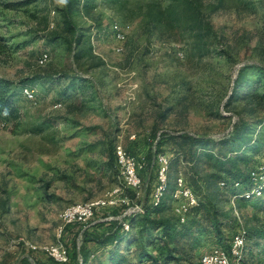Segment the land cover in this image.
Here are the masks:
<instances>
[{
    "label": "rangeland",
    "instance_id": "rangeland-1",
    "mask_svg": "<svg viewBox=\"0 0 264 264\" xmlns=\"http://www.w3.org/2000/svg\"><path fill=\"white\" fill-rule=\"evenodd\" d=\"M180 1L39 0L21 9L0 8V78L8 81L16 108L15 117L0 119V264H54L42 247L58 238L68 250V264H103L111 247L102 243L103 235L121 221L125 228L132 221L134 232L141 226L143 209L131 210L149 200L158 153L170 162L169 188L158 203L150 199L152 206L163 201L151 218H168L178 226L196 218L190 209L183 213L171 196L182 176L196 205L208 201L217 209L218 223L208 221L212 233L199 236L191 247L196 264L214 247L229 252L238 232L247 231V247L263 248L264 238L257 244L250 238L264 229V194L242 203L217 190V184L208 188L207 165L185 161V143L171 136L227 138L237 122L234 111L250 109L247 101L229 107L226 102L242 65H264V0H190L208 23L204 54L181 32ZM158 11L160 22L154 18ZM113 26L123 38H116ZM43 53L47 60L39 63ZM248 76L263 80L255 70ZM26 88L33 101L24 96ZM254 131L253 138L263 141L264 118ZM114 148L153 165L149 180L148 172L139 171L146 197L124 189L128 204L98 209L87 225L89 236L98 240L84 242L78 224L63 227L57 237L63 209L120 188ZM199 150L216 153L218 147ZM263 156L253 157L250 169L263 162L251 170L257 186L252 181L245 196H259L264 189Z\"/></svg>",
    "mask_w": 264,
    "mask_h": 264
},
{
    "label": "trees",
    "instance_id": "trees-1",
    "mask_svg": "<svg viewBox=\"0 0 264 264\" xmlns=\"http://www.w3.org/2000/svg\"><path fill=\"white\" fill-rule=\"evenodd\" d=\"M38 1L0 0V8L5 10L21 9ZM72 3H76V0H72ZM179 3H181L182 9L179 12L181 15L177 19L181 22L179 25L182 28L181 32L189 34L192 40L191 47L197 52L204 54L206 50L204 46L205 39L208 36V23H204L200 17L199 8L191 3L190 0H181ZM174 10L171 9L169 11L170 16L173 13L175 14ZM161 17V11L156 12L154 15L158 22H160ZM249 70H255L259 76L263 77V80L259 77L256 80L250 79L248 76ZM260 88H262V91L259 90ZM13 99L14 93L8 81L0 78V119L16 116ZM240 100L247 101L250 109L246 110L245 108L242 111H234L237 116V122L234 124L229 137L215 141L210 137L184 133L172 135L171 138L185 143L187 149L182 148L181 152V156L185 161L190 164L200 161L207 165L209 172L203 176V179L208 188L217 184L219 185L217 190L228 192L230 195L235 196L236 200L238 199V201L240 200V202L244 203L248 200L259 198L264 194L263 189L259 196L254 194L248 195L249 197L245 196L253 186V182L250 179L251 170L255 164L263 162L261 158L250 169L253 157L264 152V140L257 139L258 137L253 138L255 133L254 126L261 124L264 118V113L260 114L261 110L264 112V65L262 63H248L242 65L238 70L234 79L232 93L226 102V106L229 107L233 101ZM243 112H247V116L250 119H245ZM201 146L218 147V150L216 153L212 150L200 151L199 147ZM155 155L151 156L149 160H152ZM151 170L152 167H147L148 178L151 176ZM221 182L224 183L223 186L220 185ZM147 197L149 198V196ZM162 202L158 206H152L151 200H148L146 204V199L144 198L140 220L141 226L135 232L132 231V221L130 219H127L130 223H126L128 228L124 227L122 224L124 222L122 221L112 226L101 238L102 243L109 242L111 246L101 263L134 264L133 260L136 259L135 264H196L197 255L191 250V247L197 243L199 236L212 233L208 227V221L211 218H216L217 209L210 206L208 201H198V204L190 209V211H194L196 218L178 226L176 222L168 218H151L149 216L151 212L162 210ZM212 221L214 224L218 223L217 219ZM214 224L213 226L217 229L218 226ZM79 228L81 230L82 226ZM89 230L88 226L83 229V241L98 240L89 236L87 233ZM260 233H264V229L263 231L256 230L255 237L250 238L252 239L250 241L256 240V243L252 244H257L260 238H264V234L262 235L263 237H259ZM247 236L248 233L245 231V244L239 258V264H264V244L262 249H255L251 245L247 247ZM130 245H133V247H130ZM81 257L84 261L86 254H81Z\"/></svg>",
    "mask_w": 264,
    "mask_h": 264
},
{
    "label": "bare ground",
    "instance_id": "bare-ground-1",
    "mask_svg": "<svg viewBox=\"0 0 264 264\" xmlns=\"http://www.w3.org/2000/svg\"><path fill=\"white\" fill-rule=\"evenodd\" d=\"M113 32H114L116 38H118V39L123 38V34L119 31H116L115 27H114ZM46 60H47V54L43 53L39 57V63H43ZM24 90H25L24 91L25 97L28 95L33 96V92L31 91V89L26 88ZM27 98L30 99L29 96ZM57 105L60 106L59 103ZM158 154L155 156V158H158ZM135 157L136 156L133 154L122 153L121 162L123 163V165H127V174L131 178L134 179V183H137V189H141L142 188V180L139 176V171L141 169L139 167V163H135ZM168 163H169V160H168L167 156L162 154L161 158L159 159V174H158L157 183L155 185V192L151 193V196H150V199L152 201H154L155 203H158L164 197V195L168 189V179H167ZM181 178L182 177H178L176 179L175 188L171 192L172 198L177 200V201H180V206H181V199H180V197H178V194L180 191L183 190V181H181ZM250 179H251V181H253L255 183V186H257V177L253 172H251ZM221 184H223V182H221ZM116 189H120V188L116 187L111 192L110 195H106L103 199L99 198V199H95V200L75 203V204L69 205L68 207L63 209L60 213V220L62 223V227H61L57 237H61V232L63 230V227L71 225L72 217H74L75 214H82L83 212H86V211H96V210H98L104 206L109 207L110 202H112V194L114 193V191ZM185 197H188V201L194 202V206L196 205V202H197L196 197L191 192V190H185ZM189 209H190V207H182L181 208L183 213L188 212ZM262 215L264 217V210L262 212ZM244 236H245L244 232H238L232 236V241H231L232 246L230 244L229 252H226L221 247H214V248L210 249L209 251L205 252L200 258V264H216V263L212 262V257L214 254L219 255L220 261H228V259H234V260L238 259L240 257L239 255H241L243 252L244 241H245ZM60 242H61V240L58 238V240L55 244L43 246L42 250L45 253H53L56 251V244H60ZM225 264H232V262H225Z\"/></svg>",
    "mask_w": 264,
    "mask_h": 264
},
{
    "label": "built area",
    "instance_id": "built-area-1",
    "mask_svg": "<svg viewBox=\"0 0 264 264\" xmlns=\"http://www.w3.org/2000/svg\"><path fill=\"white\" fill-rule=\"evenodd\" d=\"M28 95V94H27ZM30 99L33 101L35 98L32 95H28ZM57 104H55L56 107ZM115 152V161L117 163V171L121 173V186L120 189H116L114 193L112 194V202H110V207H116L121 206L123 204H128L127 197L123 194L124 189H129L133 191L135 194V198H142L145 196V190L142 193L141 189H137V183H134V179L131 178L127 174V165H123L121 162V155L122 150H117V148H114ZM162 154H158V158H154V161L157 165L156 167V176H155V183L152 185L149 191V200L151 193L155 192V185L158 180V174H159V159L161 158ZM135 163H139V167L144 173L147 175V167H149V163L146 161L144 157H135ZM153 165H151L152 167ZM147 180L149 178L147 177ZM181 181H183V190L179 192L178 197L181 199V208L182 207H194V202L188 201V197H185V190H192L185 182L183 176L181 178ZM143 207V203L140 202L139 204H135L133 209L131 211H139ZM99 210L96 211H86L82 214H75L74 217H72L71 225L78 224L85 228L89 221L94 217L95 213H97ZM180 211V208H179ZM126 214V213H124ZM108 219H112V217H109ZM123 224V223H122ZM232 246V242H231ZM49 257L52 261L59 263V264H66L70 260V256L68 253V250L64 243L61 241L60 244H56V251L53 253H44ZM212 262L216 264H225V262H232V259H228V261H220L219 255L214 254L212 257Z\"/></svg>",
    "mask_w": 264,
    "mask_h": 264
},
{
    "label": "crops",
    "instance_id": "crops-1",
    "mask_svg": "<svg viewBox=\"0 0 264 264\" xmlns=\"http://www.w3.org/2000/svg\"><path fill=\"white\" fill-rule=\"evenodd\" d=\"M107 218H102V220H106ZM101 220V219H100ZM52 261V260H51ZM54 262V261H53ZM54 264H59V263H56V262H54ZM66 264H68V263H66Z\"/></svg>",
    "mask_w": 264,
    "mask_h": 264
}]
</instances>
